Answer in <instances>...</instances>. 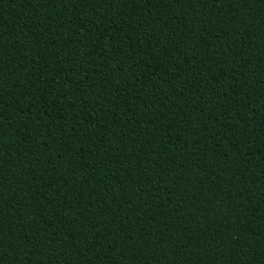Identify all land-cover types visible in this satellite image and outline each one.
Instances as JSON below:
<instances>
[{"label":"trees","instance_id":"obj_1","mask_svg":"<svg viewBox=\"0 0 264 264\" xmlns=\"http://www.w3.org/2000/svg\"><path fill=\"white\" fill-rule=\"evenodd\" d=\"M0 264H264V0H0Z\"/></svg>","mask_w":264,"mask_h":264}]
</instances>
